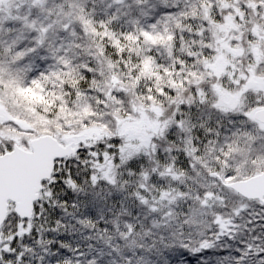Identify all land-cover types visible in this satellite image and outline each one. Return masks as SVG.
I'll use <instances>...</instances> for the list:
<instances>
[{"label":"snow or ice","instance_id":"6c2138e0","mask_svg":"<svg viewBox=\"0 0 264 264\" xmlns=\"http://www.w3.org/2000/svg\"><path fill=\"white\" fill-rule=\"evenodd\" d=\"M0 264H264V0H0Z\"/></svg>","mask_w":264,"mask_h":264}]
</instances>
